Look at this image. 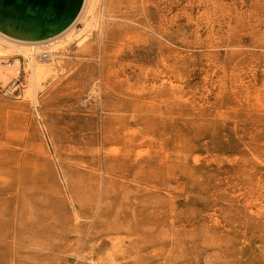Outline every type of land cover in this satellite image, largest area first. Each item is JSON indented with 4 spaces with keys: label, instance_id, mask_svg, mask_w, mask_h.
I'll return each mask as SVG.
<instances>
[{
    "label": "rangeland",
    "instance_id": "rangeland-1",
    "mask_svg": "<svg viewBox=\"0 0 264 264\" xmlns=\"http://www.w3.org/2000/svg\"><path fill=\"white\" fill-rule=\"evenodd\" d=\"M93 4L2 47L0 264H264V0Z\"/></svg>",
    "mask_w": 264,
    "mask_h": 264
},
{
    "label": "bare ground",
    "instance_id": "bare-ground-1",
    "mask_svg": "<svg viewBox=\"0 0 264 264\" xmlns=\"http://www.w3.org/2000/svg\"><path fill=\"white\" fill-rule=\"evenodd\" d=\"M93 2L94 0H82L80 8L70 24L59 33L53 34L47 39L33 37L20 19L11 17L7 10L0 7V58L3 54V46L13 49L12 51H17L26 61L32 87H36L53 69V63L46 64L44 61L40 62L38 56L44 57L46 61L53 60L51 58L53 57V53H56L61 46L66 45L72 40L75 35L72 32L77 23L81 22L82 29L91 27L90 20H92L91 13L94 9ZM58 11V9L56 11V9L51 8L49 16H54ZM80 30L81 28L78 31ZM17 68V60L13 63H8L1 58L0 79L4 80L8 76L17 74Z\"/></svg>",
    "mask_w": 264,
    "mask_h": 264
},
{
    "label": "water",
    "instance_id": "water-1",
    "mask_svg": "<svg viewBox=\"0 0 264 264\" xmlns=\"http://www.w3.org/2000/svg\"><path fill=\"white\" fill-rule=\"evenodd\" d=\"M82 0H0V7L21 20L38 39L50 37L66 28L77 14ZM53 8L59 10L49 16Z\"/></svg>",
    "mask_w": 264,
    "mask_h": 264
}]
</instances>
